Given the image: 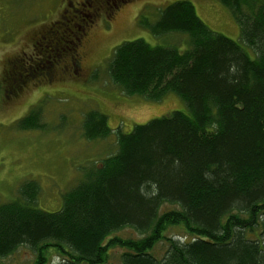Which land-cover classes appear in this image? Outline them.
<instances>
[{
  "label": "trees",
  "instance_id": "1",
  "mask_svg": "<svg viewBox=\"0 0 264 264\" xmlns=\"http://www.w3.org/2000/svg\"><path fill=\"white\" fill-rule=\"evenodd\" d=\"M220 2L256 58L213 32L190 2L166 6L150 31L187 35L189 48L126 42L107 74L126 95L158 102L175 94L188 112L118 133L116 153L86 172L57 212L40 210L39 185L25 183L17 200L0 204V261L28 247L32 264H107L116 249L120 264H264V0ZM43 64L26 70L34 76ZM16 125L42 129L40 111ZM83 128L89 141L112 132L96 111ZM176 228L182 235L168 236ZM125 229L141 237L115 235ZM160 243L162 258L153 254Z\"/></svg>",
  "mask_w": 264,
  "mask_h": 264
},
{
  "label": "rangeland",
  "instance_id": "2",
  "mask_svg": "<svg viewBox=\"0 0 264 264\" xmlns=\"http://www.w3.org/2000/svg\"><path fill=\"white\" fill-rule=\"evenodd\" d=\"M94 1L0 0V204L17 200L25 183L36 182L40 187L37 207L57 212L65 194L82 181L85 173L116 153L118 133L129 134L136 125L175 111L188 112L186 102L175 94L158 102L126 95L107 74L114 50L126 42L143 40L151 46L176 47L181 52L189 48L187 35L155 37L150 31L149 26L159 20L166 6L190 2L213 32L240 43L252 59L256 58L242 42L232 12L220 0H128L118 4L120 8L112 18V10L104 11L87 30L88 36L77 50L83 56L81 70L75 73L70 68L75 40L68 21L75 7L89 16L88 8L79 5ZM81 14L77 13L73 23L79 27L76 31L88 18ZM49 31L53 32L50 38ZM54 46H58V53L52 52ZM37 61L47 68L30 76L26 69L31 70L30 65ZM19 78L23 82L19 81L18 87ZM35 109L40 111L43 128L17 127L16 123ZM92 111L108 117L112 132L107 138H85L83 123ZM115 235L141 237L131 229ZM181 235L177 228L168 233L175 239ZM167 248L166 243H160L153 254L162 258ZM120 256L121 250H111L107 264H120ZM34 259L28 247H21L0 264H32ZM49 264H57V259L51 258Z\"/></svg>",
  "mask_w": 264,
  "mask_h": 264
},
{
  "label": "flooded vegetation",
  "instance_id": "3",
  "mask_svg": "<svg viewBox=\"0 0 264 264\" xmlns=\"http://www.w3.org/2000/svg\"><path fill=\"white\" fill-rule=\"evenodd\" d=\"M127 1L128 0H96L94 2H90L89 4H86L87 2L80 4L79 6L82 9L88 8L89 13H90L89 16H86V15L83 16V14H81V11L79 9H77L76 7L74 8L75 10H74L73 15H72L73 19H77V13H79L83 17H88L87 20H89V21H87L85 19L84 27L81 28V30H79V32L76 34L77 35L76 44L74 45V49L72 51L73 56H71V63H70V68L74 69L75 73H78L81 70V62L83 60V56L81 55V53L79 51L77 52V50H78L80 44L81 43L83 44L84 41L86 40V37L88 36L87 30L89 28H91L92 26H94L96 20H98L99 18H101V16L104 15V14L102 15V13L104 11L112 10V12H110L112 14V15H110V18H112V16L120 8L118 4L122 3V2L127 3ZM52 35H53V32L49 31L48 32L49 38ZM56 45H58V44H56ZM52 48H53V51H52L53 53L59 52L58 46H54ZM18 72H22V71L18 70ZM30 76H32V75L30 74ZM19 81H22V80L20 78L18 79V87L21 83Z\"/></svg>",
  "mask_w": 264,
  "mask_h": 264
}]
</instances>
